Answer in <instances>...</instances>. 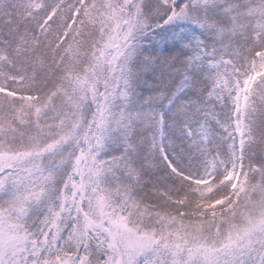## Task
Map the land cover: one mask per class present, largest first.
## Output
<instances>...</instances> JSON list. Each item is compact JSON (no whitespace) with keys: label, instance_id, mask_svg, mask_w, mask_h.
Listing matches in <instances>:
<instances>
[{"label":"snow or ice","instance_id":"1","mask_svg":"<svg viewBox=\"0 0 264 264\" xmlns=\"http://www.w3.org/2000/svg\"><path fill=\"white\" fill-rule=\"evenodd\" d=\"M0 264H264V0H0Z\"/></svg>","mask_w":264,"mask_h":264}]
</instances>
